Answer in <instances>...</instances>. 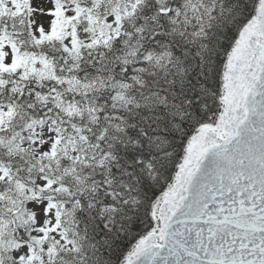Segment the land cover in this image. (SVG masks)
<instances>
[{
  "label": "snow or ice",
  "instance_id": "snow-or-ice-1",
  "mask_svg": "<svg viewBox=\"0 0 264 264\" xmlns=\"http://www.w3.org/2000/svg\"><path fill=\"white\" fill-rule=\"evenodd\" d=\"M0 264H264V0H0Z\"/></svg>",
  "mask_w": 264,
  "mask_h": 264
}]
</instances>
